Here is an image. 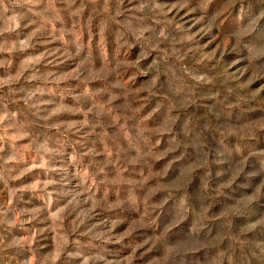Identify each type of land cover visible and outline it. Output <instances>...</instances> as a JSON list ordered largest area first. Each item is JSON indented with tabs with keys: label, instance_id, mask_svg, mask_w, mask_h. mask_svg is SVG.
<instances>
[{
	"label": "rangeland",
	"instance_id": "obj_1",
	"mask_svg": "<svg viewBox=\"0 0 264 264\" xmlns=\"http://www.w3.org/2000/svg\"><path fill=\"white\" fill-rule=\"evenodd\" d=\"M0 264H264V0H0Z\"/></svg>",
	"mask_w": 264,
	"mask_h": 264
}]
</instances>
